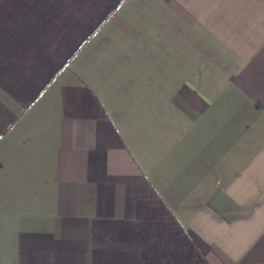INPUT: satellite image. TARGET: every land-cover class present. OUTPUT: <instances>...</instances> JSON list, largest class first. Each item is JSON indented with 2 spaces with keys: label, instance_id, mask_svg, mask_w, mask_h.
<instances>
[{
  "label": "crops",
  "instance_id": "0c3cea01",
  "mask_svg": "<svg viewBox=\"0 0 264 264\" xmlns=\"http://www.w3.org/2000/svg\"><path fill=\"white\" fill-rule=\"evenodd\" d=\"M0 264H264V0H0Z\"/></svg>",
  "mask_w": 264,
  "mask_h": 264
}]
</instances>
